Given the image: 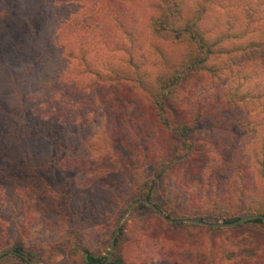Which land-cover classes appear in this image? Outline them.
Returning a JSON list of instances; mask_svg holds the SVG:
<instances>
[{"label": "trees", "instance_id": "trees-1", "mask_svg": "<svg viewBox=\"0 0 264 264\" xmlns=\"http://www.w3.org/2000/svg\"><path fill=\"white\" fill-rule=\"evenodd\" d=\"M139 199L264 216V0H0V264H102ZM108 264H264V221L139 202Z\"/></svg>", "mask_w": 264, "mask_h": 264}, {"label": "water", "instance_id": "water-1", "mask_svg": "<svg viewBox=\"0 0 264 264\" xmlns=\"http://www.w3.org/2000/svg\"><path fill=\"white\" fill-rule=\"evenodd\" d=\"M139 202H143L148 204L149 206H151L158 214H160L165 220H167L168 222H179V221H184V222H192V223H197V224H203V225H207V226H211V227H222V228H229V227H234L240 223H242L245 220L248 219H252V218H260L264 221V216L260 215V214H248V215H244L242 217H240L238 220L233 221V222H217V223H208V222H204V221H200V220H195V219H191V218H183V219H172L166 216V214L161 211L159 208H157L153 203L145 200V199H139L136 201H133L132 203H130L127 208L125 209V211L121 214V216L119 217L116 226H115V230L113 232L111 241H110V246H109V254L107 256V258L105 259V261L102 264H108L112 253H113V247H114V241L116 238V235L118 233L119 227L121 222L126 218V216L128 215L129 211L131 210V208L136 205ZM29 264H41V262H39L38 260L35 259H27Z\"/></svg>", "mask_w": 264, "mask_h": 264}, {"label": "rangeland", "instance_id": "rangeland-1", "mask_svg": "<svg viewBox=\"0 0 264 264\" xmlns=\"http://www.w3.org/2000/svg\"><path fill=\"white\" fill-rule=\"evenodd\" d=\"M92 18H93V16H89L88 20L91 21ZM22 40H24V39H21L20 41H22ZM24 46H27V45L20 43V44H18V46L16 48L19 49L20 51L24 52L22 50V48ZM10 57H16V55L13 54ZM113 250H114V247H113ZM41 264H83V262L78 255H69L65 252H62L58 249H55L53 254H51V256H50L49 261L47 260L46 263L41 262Z\"/></svg>", "mask_w": 264, "mask_h": 264}]
</instances>
